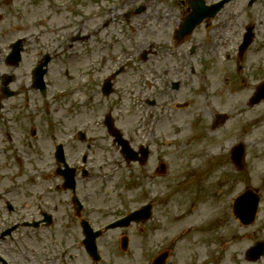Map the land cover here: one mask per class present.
<instances>
[{"label": "flooded vegetation", "instance_id": "1", "mask_svg": "<svg viewBox=\"0 0 264 264\" xmlns=\"http://www.w3.org/2000/svg\"><path fill=\"white\" fill-rule=\"evenodd\" d=\"M180 1L184 5L181 20L194 11V6L202 9L212 7L209 10L213 12V5L219 2L223 4L213 15H205L184 36L185 39L175 38L178 37L176 30L181 25L178 18L168 46H164L165 43L158 39L155 31L148 27L141 29L144 31L142 40L150 47L141 44L138 55L145 67L144 73L154 76L152 80L155 81L151 83L145 80L142 93L141 90L136 92L142 96L143 107L138 130L123 134L130 151L134 153L132 159L114 143L108 131L106 135H99L95 132L96 127H89L87 123L71 130L70 140L74 141V146H70L64 133L53 128L41 137L39 131L30 126L27 128L28 135L24 132L30 139L25 141L23 132L16 126L13 110L19 101L28 113L34 105V95L45 96L47 85L44 95L34 87L35 64L25 66L26 39L18 38L3 45L6 43L0 37V54L6 51L3 63L15 71V74L0 71V264H144L135 259L137 255L132 257V237L138 238L136 240L141 243L138 250L144 253L146 243L154 235L150 232L157 228L163 230L161 225L150 230L147 228L149 222L155 224L157 221L154 217L155 204L160 198L156 193L150 197L148 193L145 194V189L151 175L163 176L160 172L162 165H165L166 173L168 162L164 158H155L153 147L163 137L161 123L169 120L172 138L164 140L163 145H171L174 162L181 163L176 168L183 172L179 177L186 181H179V177H175L179 184L195 185L198 191L204 192L201 186L209 189L206 186L209 181L203 178V173L218 168L222 187L226 184L228 189L235 188L240 183L244 186L230 198L229 208L218 215L220 220L213 224L206 223L209 234L212 235L214 229L208 227L217 228V225L221 229V221L225 222V218H230L241 228L254 226L252 231L255 234L263 230L259 224L257 227V215L249 224L241 222L240 215L234 210V199L244 191H249L252 197H262L256 177L264 182V176L255 172L259 154L264 153V149L259 148L264 144L256 126L259 118L242 116L245 111L241 108L250 111L264 104V101L257 104L250 102L258 82L264 78V69L259 68L258 64L252 69L255 57L259 61L264 60V0ZM188 37L189 44L185 47L182 43ZM159 43L158 52L155 46ZM19 45L21 54L15 60V52L12 54V51L17 50ZM107 60H114L113 55ZM124 69V66L117 65L110 75L117 70L124 73ZM16 71L23 74L22 79H16ZM253 75L263 78L254 79ZM146 93L149 96H143ZM235 93H241L240 97H231ZM237 100L239 107L231 102ZM164 106L169 114L160 108ZM261 122H264L262 118ZM108 137L109 142L103 145ZM60 146L61 150L58 149ZM60 152L73 168V190L67 187L65 173L59 172L62 169L56 155ZM151 157H154L152 164ZM39 162L46 164V170L36 168ZM26 164L29 165L26 181L31 184L30 194H34L36 188H42V193L36 197L34 195L29 203H21L19 198L24 187L20 191L13 180L23 171L19 167L26 168ZM148 167H153L151 172ZM123 168L129 173L137 169L138 187L144 191V202L133 209H126L120 202L115 207L114 203L109 202L107 193L105 195V184L113 181L109 174ZM30 169L38 176L30 174ZM98 194L102 197H98ZM203 199L199 198L202 202ZM146 205L150 208L147 219H140L139 223L131 222L125 227L107 228L113 221ZM118 211L121 213L116 214ZM67 229L77 237L72 242L68 240L72 233ZM196 230L193 228L194 235ZM235 235L242 236V231L237 230ZM208 238L202 243L209 241ZM216 240L224 243L222 235L217 236ZM153 241L155 244L160 242L156 239ZM240 241L242 238L237 242L228 239L223 248L229 243L233 250L232 242L239 244ZM189 243L194 244V241ZM208 247L205 250L199 248L198 260L190 264H212L217 260V257L213 258L214 249ZM245 250L241 253L249 264L264 263L260 262L262 260L248 259ZM160 251L162 247L157 253ZM154 257L150 264H153Z\"/></svg>", "mask_w": 264, "mask_h": 264}, {"label": "rangeland", "instance_id": "2", "mask_svg": "<svg viewBox=\"0 0 264 264\" xmlns=\"http://www.w3.org/2000/svg\"><path fill=\"white\" fill-rule=\"evenodd\" d=\"M9 1H13V6L8 5ZM58 2L61 3V10L59 11L52 9V2H47V0H0V14L2 15L0 37L3 43H6L3 45H7L10 41L18 38H25L26 67L36 64L43 54L53 56L50 62L51 72L48 75L50 83L52 79V86L50 85L49 88L52 103L42 102L35 94L34 105L28 113H26L27 110L22 108L19 101L13 110L16 126L23 132L25 141L30 139L27 136V128L30 126L38 130L41 137H43V133L46 134L50 128H53L64 133L70 146H74V141L71 142L70 140L71 130L73 131V128L83 126L86 123L89 127L91 125L96 127L95 132H98L99 135H106L107 132L101 124V120L107 113L112 115L116 127L123 134L130 133L132 130L137 131L143 109L142 96L136 92L141 90L142 93L146 84L145 79L149 80L151 77L147 72L144 73V66L142 68L140 65V68L134 66V59L128 58L123 61L120 57L122 48L127 47L128 52L132 54L134 52L133 48L135 51L138 48L134 45V42L132 43L134 46L128 47V41L119 32V27H122L121 24L124 22L123 29L128 32L127 23L129 24L132 20L138 21V23H142L141 29L148 27L155 31L158 39L165 43L164 46H168L171 43L172 30L175 28L178 18L183 14L184 5L180 0H58ZM66 6L69 8H66ZM137 7L142 8L138 13L135 11ZM109 9L112 12L110 16L113 18L107 14ZM90 15L92 16L91 20H88L87 18ZM124 15H126L127 23L122 18ZM103 21L107 22L105 27L102 26ZM60 25L62 27L56 29ZM114 29H118V32H115ZM142 35L137 39L139 45L144 44ZM116 36L120 37L118 41L115 39ZM188 40L189 37L184 40L185 42L182 45L186 47L189 44ZM160 45L159 43L155 46L158 52ZM147 47L150 46L147 45ZM151 50H153L152 47ZM5 53L6 51H1L0 60ZM112 55L117 60H107ZM1 63V72L15 74L14 68L7 67L3 63V59L0 61ZM120 63H124V74L118 77V81H115V87L110 95H102L100 87L103 80ZM257 64L259 68L264 69V60L259 61L255 57L252 61V69H255ZM16 72V79H22L23 74ZM66 72L73 77L75 76L76 81L75 79L74 81L65 79ZM253 78L260 79L263 76L253 75ZM154 81L151 80V83ZM13 85L15 86V82ZM62 89L68 91L63 94ZM240 94L235 93L231 97L239 98ZM243 94H247V92ZM243 94L241 95L242 98L245 97ZM143 96L149 95L146 93ZM238 101L231 102L239 107ZM160 108H163L162 111L169 114L165 106ZM241 109L245 111L242 116L246 118L257 116L259 118L256 126L258 127L259 137L264 140V122H261V118L264 120V104H260L257 109H251L250 111H247L245 107ZM160 129L163 137L155 143L153 155L158 159H166L168 167L162 177L156 174V176L151 175V178L147 179L145 194L148 193L151 197L156 193L160 198L157 205L155 204L154 217L157 221L155 224L149 222L147 228L150 230L161 225L163 230L157 228L155 231L150 232L154 235H151V241L146 243L147 249L144 253L138 250L141 243L136 240L138 238L133 236L132 257L137 255L136 260H141L144 264L146 262L150 264L151 259L158 254L157 252L161 247L162 250L168 247L170 254H173L171 260H169L170 256L167 259L170 264H190L191 261L198 260L197 250L199 248L205 250L209 246L208 248L214 249L213 258L217 257V260L213 261L212 264H232L233 262L239 264L241 261L242 264H249L243 259L242 250H245L257 239L264 238V182L259 181L256 177V182L258 181L261 189L260 193L262 194L257 227L259 224V227L263 228L262 231L255 234L254 230L252 231L255 228L254 226L241 228L235 225L230 218H225V222L224 220L221 221V229L217 225V228L208 227L211 230L214 229V232L210 235L207 224L211 223L214 218L221 219L219 217L220 213H225L227 207L229 208L230 198L242 190L244 186L240 183L235 188L228 189L226 184L222 187L219 179L220 169L218 168L210 169V173L209 170L203 173V178L206 177L209 181V183H206L209 189H206L205 185L201 186L204 192L198 191L195 185L191 187L188 183L179 184L175 177L182 176L183 172L179 171L176 166L181 163L174 162L172 146L163 145L164 140L172 138L170 120L163 121ZM109 139L108 137L103 145L108 143ZM24 146L27 147V145ZM259 148L260 150L264 149V144ZM154 157L150 158V164H152V158ZM37 165L36 168L46 170V164L39 162ZM19 168L23 171H20L17 178H15L16 180L13 181L19 186L20 191L22 186L24 187L22 197L19 198L20 202L29 203L34 195L36 197L38 193H42V188H36L35 193L30 194L31 184L26 181L28 179L26 172L29 170V165L26 164V168L21 166ZM152 168L148 167V170L151 172ZM30 171H32L30 174L33 176H38L37 172L32 169ZM135 171H137L136 168ZM135 171L129 173L123 168L109 174L112 176L113 181L105 184L107 185L105 195L107 193L109 202L114 203L115 207H118V202H120L126 209H133L144 202L142 194L144 191L139 190V183L137 182L139 173ZM255 172L264 176L263 152L259 154ZM180 180L183 182L185 179L179 177ZM100 182V179H98V183ZM97 196L102 197L100 194ZM201 197H204L203 202L199 200ZM118 213L120 214L121 211L116 212V214ZM188 215H192V217L188 220L183 219ZM193 228H197V235L196 233L193 234ZM237 230L242 231V236L235 235ZM67 231L71 230L67 229ZM71 233L72 235L69 236L68 240L72 242L77 237L72 231ZM130 234H133L132 231H130ZM206 234L210 237L205 236ZM221 235L224 238L222 244L216 240L217 236ZM205 238L210 239L209 241L206 240L207 242L204 241V244L208 243L207 245L202 243ZM241 238L242 241L239 244H234ZM155 239L160 240V242L155 244L153 241ZM228 239L236 240V242H232L235 249L231 250L229 243L226 248H223ZM191 241H194V244L190 245L189 242ZM45 243L48 245V240ZM177 255L181 258H177ZM126 259L133 260L130 257H126ZM260 262L263 263L264 259Z\"/></svg>", "mask_w": 264, "mask_h": 264}, {"label": "water", "instance_id": "3", "mask_svg": "<svg viewBox=\"0 0 264 264\" xmlns=\"http://www.w3.org/2000/svg\"><path fill=\"white\" fill-rule=\"evenodd\" d=\"M190 18L188 19H185L184 23H183V26H182V30H181V33L182 32H188L190 30ZM137 213L135 212L133 215H136Z\"/></svg>", "mask_w": 264, "mask_h": 264}, {"label": "bare ground", "instance_id": "4", "mask_svg": "<svg viewBox=\"0 0 264 264\" xmlns=\"http://www.w3.org/2000/svg\"><path fill=\"white\" fill-rule=\"evenodd\" d=\"M59 10H61V9H59ZM59 10H57V11H59ZM65 79H72V78L67 77V78H65ZM74 79H75V81H76V77H75ZM195 215H196V214H195ZM191 217H192V215H188L186 218L183 217V219L188 220V219H190Z\"/></svg>", "mask_w": 264, "mask_h": 264}]
</instances>
